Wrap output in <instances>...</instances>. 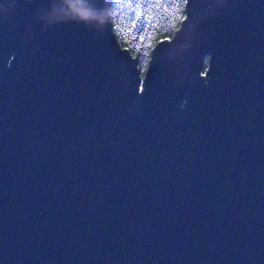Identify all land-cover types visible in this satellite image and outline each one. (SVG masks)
Instances as JSON below:
<instances>
[{"label": "water", "instance_id": "1", "mask_svg": "<svg viewBox=\"0 0 264 264\" xmlns=\"http://www.w3.org/2000/svg\"><path fill=\"white\" fill-rule=\"evenodd\" d=\"M80 2L0 0V264H264V0H187L144 75Z\"/></svg>", "mask_w": 264, "mask_h": 264}, {"label": "trees", "instance_id": "2", "mask_svg": "<svg viewBox=\"0 0 264 264\" xmlns=\"http://www.w3.org/2000/svg\"><path fill=\"white\" fill-rule=\"evenodd\" d=\"M187 0H111L109 13L115 36L138 61L144 75L152 49L161 40L171 39L186 14ZM208 66L204 61L203 73Z\"/></svg>", "mask_w": 264, "mask_h": 264}, {"label": "clouds", "instance_id": "3", "mask_svg": "<svg viewBox=\"0 0 264 264\" xmlns=\"http://www.w3.org/2000/svg\"><path fill=\"white\" fill-rule=\"evenodd\" d=\"M70 10L72 14L74 15V17L79 21H88V20L96 18L97 16V13H95L90 8L84 6L80 2V0H78V3H74L72 0V3L70 4Z\"/></svg>", "mask_w": 264, "mask_h": 264}, {"label": "snow or ice", "instance_id": "4", "mask_svg": "<svg viewBox=\"0 0 264 264\" xmlns=\"http://www.w3.org/2000/svg\"><path fill=\"white\" fill-rule=\"evenodd\" d=\"M74 3H78V0H73Z\"/></svg>", "mask_w": 264, "mask_h": 264}, {"label": "rangeland", "instance_id": "5", "mask_svg": "<svg viewBox=\"0 0 264 264\" xmlns=\"http://www.w3.org/2000/svg\"><path fill=\"white\" fill-rule=\"evenodd\" d=\"M206 79V77L204 78V80Z\"/></svg>", "mask_w": 264, "mask_h": 264}]
</instances>
